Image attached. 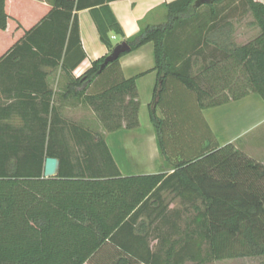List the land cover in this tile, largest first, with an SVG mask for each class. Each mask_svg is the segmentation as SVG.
Masks as SVG:
<instances>
[{
	"label": "trees",
	"instance_id": "trees-1",
	"mask_svg": "<svg viewBox=\"0 0 264 264\" xmlns=\"http://www.w3.org/2000/svg\"><path fill=\"white\" fill-rule=\"evenodd\" d=\"M30 1L0 0V264H100L95 259L109 246L116 251L109 264L245 257L264 264L263 163L227 143L176 160L167 175L121 176L104 137L67 121L55 103L81 101L107 132L138 127L135 77H122L119 58L152 43L157 81L149 119L170 160L156 107L171 85L188 89L200 109L250 92L264 101V0L165 3L164 22L140 26L124 40L128 52L102 69L106 56L92 61L78 77L72 71L85 57L78 10L90 9L109 51L110 33L123 35L108 1L52 0L37 21L14 13ZM238 6L259 29L244 44L234 41L229 21ZM200 57L208 60L195 73ZM57 68L67 82L56 99L44 79ZM47 157L59 160L56 177H43ZM176 198L180 207L171 208Z\"/></svg>",
	"mask_w": 264,
	"mask_h": 264
},
{
	"label": "crops",
	"instance_id": "crops-1",
	"mask_svg": "<svg viewBox=\"0 0 264 264\" xmlns=\"http://www.w3.org/2000/svg\"><path fill=\"white\" fill-rule=\"evenodd\" d=\"M108 5L117 20L118 24L121 27L123 35H116L114 33H110L111 41L113 45L124 41L126 38L134 35L140 29V26H145L148 24H155L163 15H166V10L163 4L171 2L173 0H107ZM52 0H31L30 5L26 8L29 13L28 16L31 19L35 18V21L42 15H44L51 6ZM78 18V28H79V40L81 44V48L85 54V57L81 62L73 69L72 75L75 77L80 76L84 71H86L90 66L92 61H95L101 57L107 56L110 51L106 47V45L101 42L99 38V33L96 27V24L92 18L91 12L89 8L78 10L76 12ZM15 35L19 37L22 35V30H15ZM12 35H9V39H11ZM119 64L121 69L122 77L127 79L131 77H135L136 91H137V100L139 101V111L138 115L142 111V106H149L151 103L150 99H152V93L154 86L157 81L156 71L153 70L154 67V58H153V45L152 43H147L136 50L129 52L119 58ZM48 84L49 89L53 92V97L58 98V95H61L64 91L65 83L67 82V76L64 72L57 69H49V73L47 77L44 79ZM252 92L248 93L243 98H249L252 96ZM255 94V93H253ZM141 97H145L147 100L142 102ZM185 97L190 98L189 102H192L197 109L198 112L209 110L210 108L200 109L197 105V102L194 100L192 93L181 85H171L165 94V100L161 104L160 111L164 116V131H165V144L168 156L170 160L161 154L158 144H157V135L156 130L154 128V132H149V137L145 139V145L141 148V153L138 152L139 160L137 163L131 161L132 159H123L125 162L119 159L120 155L116 156L115 152V143H113L114 148H110V144L107 143V146L110 149L113 160L118 166L121 176H136V175H146V174H156V173H164L169 174L173 170V166H169L174 157L176 155L169 152L168 147L171 146L174 142H176L174 137H170V127L174 128L176 131L179 130L175 126L176 118L174 112V105L177 102H182L186 99ZM241 98V100L243 99ZM239 100H231L222 105L211 107V108H221L222 112H229V110L233 109L235 104H238ZM57 103L61 107V112L63 113L66 110L83 108L87 105L82 103L81 101H77L74 99H65L60 101L58 98ZM88 107V106H87ZM240 113L237 114L239 116ZM258 112L252 110H245L244 115L249 119L253 126H256V121L259 117L263 115H258ZM235 116V118L231 121L237 123V119L239 117ZM231 123V122H230ZM79 124L83 125L82 122ZM171 125V126H170ZM231 126V125H230ZM105 130V129H104ZM124 131L130 130L124 127L116 130V131ZM113 131V132H116ZM234 138H227V143H233ZM226 144V143H225ZM130 145V144H129ZM220 145V144H219ZM123 155H129L131 153L126 150V148H122ZM121 151V153H122ZM130 156V155H129ZM132 157V156H131Z\"/></svg>",
	"mask_w": 264,
	"mask_h": 264
},
{
	"label": "rangeland",
	"instance_id": "rangeland-1",
	"mask_svg": "<svg viewBox=\"0 0 264 264\" xmlns=\"http://www.w3.org/2000/svg\"><path fill=\"white\" fill-rule=\"evenodd\" d=\"M223 5H218V8ZM227 6H230V4L224 6V14L229 10ZM16 7L14 13L17 15L21 13L27 19L29 15L27 10L25 8L19 9L18 4ZM165 19L166 15H163L158 19L159 22L157 23L164 22ZM229 21L233 25L232 36L237 44L247 43L259 34V29L254 24L253 16L248 11L243 12L241 6H238L237 10L229 18ZM207 60L204 62L202 57L198 58L197 65L193 68V71L196 73L198 67L206 63ZM251 94L252 96L249 98L240 99V102L235 104L234 108L229 110V112H222L221 108H210L209 110L198 112L194 104L189 102L190 98L188 97L184 98L186 99L185 102H176L173 108L176 118L175 126L179 128L177 131L179 135L174 137L176 142L168 147L169 152L176 155L173 161L169 163V166H172L176 160L196 154L200 150H205L210 146H217L219 144V146H223L225 143L227 144V138H234L233 140L235 142L233 144L236 149L244 152L255 161L264 164V101L259 95ZM141 100L144 102L147 99L141 97ZM160 108L161 105L156 107V114L161 119H164ZM245 110H252L258 112V115H263L257 121L255 119L254 124L256 126H253L251 121L246 118V115H244ZM238 113H240L239 116H237ZM62 115L67 121L73 123L82 122L83 126L92 129L94 132H99L107 143L110 144V148H114L113 143H115L116 156L120 155L119 159L121 160V164H123L122 161L125 162L123 159H132L131 161L137 163L139 160L137 157L139 155L138 152L141 153V148L145 145V139L149 137L150 129L154 132L153 124L149 119L147 106H142V111L138 115V127L116 132H107L104 130L95 113L87 106L66 110ZM235 116L239 118L237 119V123L233 124L231 119L233 120ZM170 128L174 129L172 127ZM122 148H126L131 153L129 154L130 156H124ZM170 207H180L179 199H173ZM115 252L114 248L110 246L106 247L96 257L95 261L100 264H109L115 258ZM261 261L262 258L245 257L223 260L215 264H260Z\"/></svg>",
	"mask_w": 264,
	"mask_h": 264
},
{
	"label": "water",
	"instance_id": "water-1",
	"mask_svg": "<svg viewBox=\"0 0 264 264\" xmlns=\"http://www.w3.org/2000/svg\"><path fill=\"white\" fill-rule=\"evenodd\" d=\"M215 0H196L195 6H200L203 4H212ZM130 46L126 41H121L116 44L110 53L104 58L100 68L102 69L107 63L114 61L120 57L122 53L128 52ZM59 170V160L55 157H47L43 166V177L52 178L58 175Z\"/></svg>",
	"mask_w": 264,
	"mask_h": 264
}]
</instances>
